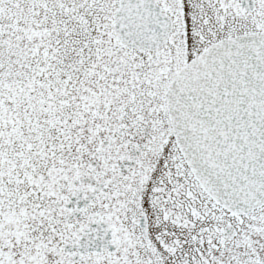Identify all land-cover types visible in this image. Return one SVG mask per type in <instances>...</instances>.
Wrapping results in <instances>:
<instances>
[{"label":"snow or ice","instance_id":"1","mask_svg":"<svg viewBox=\"0 0 264 264\" xmlns=\"http://www.w3.org/2000/svg\"><path fill=\"white\" fill-rule=\"evenodd\" d=\"M0 264H264V0H0Z\"/></svg>","mask_w":264,"mask_h":264}]
</instances>
